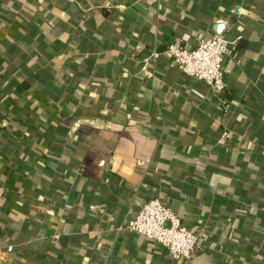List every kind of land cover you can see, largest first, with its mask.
<instances>
[{
    "label": "crops",
    "instance_id": "crops-1",
    "mask_svg": "<svg viewBox=\"0 0 264 264\" xmlns=\"http://www.w3.org/2000/svg\"><path fill=\"white\" fill-rule=\"evenodd\" d=\"M218 34L220 94L164 55ZM152 198L190 260L119 230ZM0 264H264V0H0Z\"/></svg>",
    "mask_w": 264,
    "mask_h": 264
},
{
    "label": "built area",
    "instance_id": "built-area-1",
    "mask_svg": "<svg viewBox=\"0 0 264 264\" xmlns=\"http://www.w3.org/2000/svg\"><path fill=\"white\" fill-rule=\"evenodd\" d=\"M231 54L232 43L223 34L202 38L193 49L172 43L164 51V55L184 76L201 81L218 94L225 90L222 67L224 59ZM159 56L160 53L153 49L144 57L141 63L144 76H153L150 65L155 64ZM229 136V131L222 130L220 141L227 140ZM119 230L133 232L152 240L165 249L173 261L190 260L201 236V232H194L183 225L159 198H152L142 204L136 216Z\"/></svg>",
    "mask_w": 264,
    "mask_h": 264
},
{
    "label": "water",
    "instance_id": "water-1",
    "mask_svg": "<svg viewBox=\"0 0 264 264\" xmlns=\"http://www.w3.org/2000/svg\"><path fill=\"white\" fill-rule=\"evenodd\" d=\"M220 26H218L217 28H219ZM220 33V32H219Z\"/></svg>",
    "mask_w": 264,
    "mask_h": 264
},
{
    "label": "trees",
    "instance_id": "trees-1",
    "mask_svg": "<svg viewBox=\"0 0 264 264\" xmlns=\"http://www.w3.org/2000/svg\"><path fill=\"white\" fill-rule=\"evenodd\" d=\"M147 55V54H146Z\"/></svg>",
    "mask_w": 264,
    "mask_h": 264
}]
</instances>
